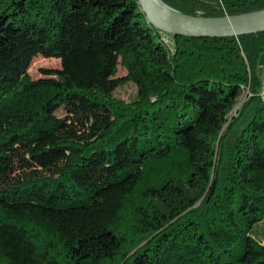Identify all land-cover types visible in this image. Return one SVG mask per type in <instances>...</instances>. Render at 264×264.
<instances>
[{
  "label": "trees",
  "instance_id": "16d2710c",
  "mask_svg": "<svg viewBox=\"0 0 264 264\" xmlns=\"http://www.w3.org/2000/svg\"><path fill=\"white\" fill-rule=\"evenodd\" d=\"M163 37L136 0H0V264H264V32Z\"/></svg>",
  "mask_w": 264,
  "mask_h": 264
},
{
  "label": "water",
  "instance_id": "95a60500",
  "mask_svg": "<svg viewBox=\"0 0 264 264\" xmlns=\"http://www.w3.org/2000/svg\"><path fill=\"white\" fill-rule=\"evenodd\" d=\"M136 1L153 28L172 36L198 39L238 37L264 32V9L235 17L205 18L185 15L162 0ZM228 124L229 122L223 130Z\"/></svg>",
  "mask_w": 264,
  "mask_h": 264
},
{
  "label": "rangeland",
  "instance_id": "374dc122",
  "mask_svg": "<svg viewBox=\"0 0 264 264\" xmlns=\"http://www.w3.org/2000/svg\"><path fill=\"white\" fill-rule=\"evenodd\" d=\"M61 69V61L55 58H44L41 55L35 57L29 67V74L33 80H38L45 77V71L49 70H60ZM127 74L126 69L119 66L117 76H124ZM258 75L262 79V83L264 85V52L261 54L258 65ZM248 91H244V93L238 98L237 104L229 115V119L233 116L238 115L239 111L242 109L244 103L248 99ZM114 96L120 100L129 102L136 98L137 96V87L133 83H128L120 88H117L114 92ZM59 115H62V111L58 112ZM246 118L243 119L237 126L236 131L240 130L243 126L246 125ZM254 237L264 244V222L257 225L254 229L253 233Z\"/></svg>",
  "mask_w": 264,
  "mask_h": 264
},
{
  "label": "built area",
  "instance_id": "2783aa9c",
  "mask_svg": "<svg viewBox=\"0 0 264 264\" xmlns=\"http://www.w3.org/2000/svg\"><path fill=\"white\" fill-rule=\"evenodd\" d=\"M163 34H164V37L162 39L163 42L165 43V45L167 46V48L171 51V53H173V50H174V41L172 39V35H169V34H166V33H163ZM261 95L264 97V87H263V90H262Z\"/></svg>",
  "mask_w": 264,
  "mask_h": 264
}]
</instances>
